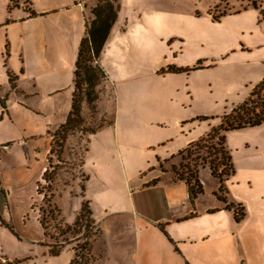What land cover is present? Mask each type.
<instances>
[{
    "label": "rangeland",
    "instance_id": "obj_1",
    "mask_svg": "<svg viewBox=\"0 0 264 264\" xmlns=\"http://www.w3.org/2000/svg\"><path fill=\"white\" fill-rule=\"evenodd\" d=\"M119 4L120 16L117 11L97 62L89 65L94 68L93 102L83 96L87 87L82 85L78 126L52 133L47 182L17 175L25 163L18 148L2 155L0 264H71L75 253L81 264L88 258V241L95 258L104 246L119 255L123 217H105L127 208L125 180L158 167L170 172L178 168L180 158L168 157L216 127L248 97L263 71L264 52L255 51L260 43L258 0ZM97 65L106 78L95 70ZM91 130L96 133L90 135ZM247 135L225 134L235 160L233 147L241 146ZM201 178L208 198L215 180L207 169L199 171ZM84 205L99 233L93 240L83 229L60 235ZM53 207L59 215L55 221L46 218L49 238L39 224L40 210L47 214Z\"/></svg>",
    "mask_w": 264,
    "mask_h": 264
},
{
    "label": "crops",
    "instance_id": "obj_2",
    "mask_svg": "<svg viewBox=\"0 0 264 264\" xmlns=\"http://www.w3.org/2000/svg\"><path fill=\"white\" fill-rule=\"evenodd\" d=\"M11 1L0 0V147L7 146L0 150V164L16 147L25 161L17 175H33L39 182L52 133L71 111L78 50L98 0H17L14 7ZM260 6L259 53L264 52V0ZM118 11L120 16L119 0ZM260 65L255 84L264 78V59ZM233 132L248 133L233 147L238 157L231 156L234 174L225 181L227 202L244 208L241 222L214 196L215 179L208 198L203 189L191 204L185 183L158 167L125 180L127 208L105 217H123L120 254L104 246L95 258L90 250L88 264H264V124ZM201 137L187 140L182 149Z\"/></svg>",
    "mask_w": 264,
    "mask_h": 264
},
{
    "label": "trees",
    "instance_id": "obj_3",
    "mask_svg": "<svg viewBox=\"0 0 264 264\" xmlns=\"http://www.w3.org/2000/svg\"><path fill=\"white\" fill-rule=\"evenodd\" d=\"M15 1L17 2V0H12L11 3L13 4ZM116 2V0H98L97 5L91 11L94 18L90 23L86 24L85 37L80 42L75 63L76 69L71 111L65 124H63L57 131V135L65 134L70 129L78 126V123L80 122L79 113L81 98L78 97L77 93L80 92L82 85L87 87L85 90L86 94L83 96L89 103L93 102L91 96L93 95L92 72L94 68L89 65L91 62H97L104 42L109 35L111 26L117 17L118 6ZM258 2L259 5L256 6L254 4V7L260 9V15L263 17L260 0H258ZM31 15L35 16L34 13H31ZM95 70L102 78H106L104 72L98 65ZM8 78L9 83L13 87L14 77L8 73ZM199 120L205 121L207 118H200ZM112 124L113 123L111 121L109 127H111ZM262 124H264V78L252 88L248 97L242 103L230 109L229 112L222 116L220 123L216 127H212L204 137L190 142L184 149L177 153L176 157L180 158V163L177 166L178 168L173 166L171 172L174 181L184 182L187 186L191 204H193L194 200L199 195L203 194V185L199 180V171L202 169H208L210 176L215 179L219 185L217 192L214 193V196L218 201L225 205V210L233 211L235 222L239 223L244 219L245 212L242 205L228 203L225 196L227 193L225 181L234 174L231 155L225 146V134L228 132L258 127ZM95 133V131H89L90 135H94ZM53 150L54 148L51 146L50 157L53 154ZM201 151L204 152V155H201ZM162 171L164 170L162 169ZM47 173L48 169L42 176V180L45 182H47ZM158 181V179L153 180L148 185H155ZM39 186L40 185H38L37 188L38 195L41 194ZM49 203L50 202H48L47 205L48 207H50ZM52 209L54 210H51L50 208L47 211V214H45V211L40 210L42 212V216L39 219V224L46 237H49L46 218L49 217V219L55 221V217L58 214L55 207ZM210 212L212 213L214 211ZM89 215L90 212L84 205L72 225H65L64 230L61 231L60 235L69 233L74 229H83L88 238H94L99 233V230L94 222L90 220ZM7 228L12 231L11 227L7 226ZM86 236L84 237L87 239ZM91 242L92 241H88V243L84 245L87 246L88 258L81 264H88L91 261ZM76 258H78V255L75 253V259L71 262V264H79L76 262ZM7 264L10 263L8 262Z\"/></svg>",
    "mask_w": 264,
    "mask_h": 264
},
{
    "label": "built area",
    "instance_id": "obj_4",
    "mask_svg": "<svg viewBox=\"0 0 264 264\" xmlns=\"http://www.w3.org/2000/svg\"><path fill=\"white\" fill-rule=\"evenodd\" d=\"M0 150H2V151L7 150V146H6V145L1 146V147H0Z\"/></svg>",
    "mask_w": 264,
    "mask_h": 264
}]
</instances>
